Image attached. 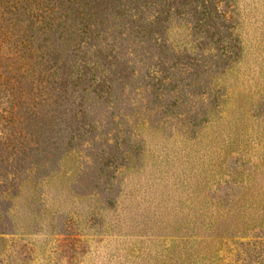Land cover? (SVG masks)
Returning a JSON list of instances; mask_svg holds the SVG:
<instances>
[{
    "label": "rangeland",
    "instance_id": "rangeland-1",
    "mask_svg": "<svg viewBox=\"0 0 264 264\" xmlns=\"http://www.w3.org/2000/svg\"><path fill=\"white\" fill-rule=\"evenodd\" d=\"M22 1L0 0V84L50 114L40 56L63 42L20 44ZM217 7L229 55L185 18L168 27L167 73L158 51L120 42L141 49L134 79L110 103L87 97L95 131L50 176L0 193V264H264V0ZM147 72L167 80L155 91Z\"/></svg>",
    "mask_w": 264,
    "mask_h": 264
},
{
    "label": "trees",
    "instance_id": "trees-1",
    "mask_svg": "<svg viewBox=\"0 0 264 264\" xmlns=\"http://www.w3.org/2000/svg\"><path fill=\"white\" fill-rule=\"evenodd\" d=\"M217 1L227 0H46L37 8L34 2L23 0L19 7L20 44L26 46L38 33L55 34L63 44H51L52 48L40 56L43 73L38 78L49 84L53 96L50 114L16 98L0 84V193H18L15 182L19 178L37 183L50 176L62 146H79L95 131V125L87 122V97L110 103L113 84L125 87L134 79L127 56L137 55L141 49L133 47L129 55L124 54L120 42L121 48L123 42L133 41L137 46L143 44L148 54L158 51L164 65L161 71L167 73L163 60L168 59L170 48L168 27L173 19L185 18L194 23L195 33H205L227 49L228 55L233 53L237 47L225 45L217 25ZM66 43L70 44L64 46ZM44 47V43L38 46ZM9 72L7 69L3 74L0 66V79ZM147 74L151 79L147 83L155 91L167 80L162 75L154 82L152 73ZM105 169L108 171L107 164ZM101 171L106 172L103 167Z\"/></svg>",
    "mask_w": 264,
    "mask_h": 264
}]
</instances>
